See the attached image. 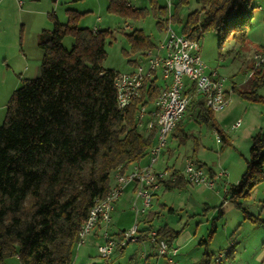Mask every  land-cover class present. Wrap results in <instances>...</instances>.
I'll return each mask as SVG.
<instances>
[{
    "label": "trees",
    "instance_id": "16d2710c",
    "mask_svg": "<svg viewBox=\"0 0 264 264\" xmlns=\"http://www.w3.org/2000/svg\"><path fill=\"white\" fill-rule=\"evenodd\" d=\"M254 1L195 0L200 8L189 14L181 34L200 40L213 30L220 44L230 39L243 44L254 27ZM188 2L180 0L179 5ZM107 10L121 17L144 12L132 9L129 0H109ZM161 11L167 14L166 8ZM80 15L69 10L66 23L50 15L52 29L38 38L43 51L41 74L23 79L6 105L0 124V264L14 255L20 264H71L81 225L89 218L94 201L110 189L112 173L127 172L128 165L146 157L157 142L159 126L148 128L151 111L147 110L146 134L139 131L138 116L144 106L155 102L162 86L157 80L147 82L142 96L120 109L115 84L119 73L103 66L108 32L79 27ZM176 18L178 12L168 21ZM67 36L74 40L70 49L64 46ZM129 38L135 50L152 48L141 30ZM251 80L250 90L233 87L231 91L261 102L258 91L264 85V64L255 68ZM191 92L186 97L192 99L187 110L192 107L195 119L216 132L224 149L230 141L215 112L205 106L202 96L191 98L194 86ZM181 123L174 136L180 131L187 139L190 134L183 132ZM263 151L264 134H258L253 137L246 172L225 194V201L255 222L260 219L252 217L240 200L264 182ZM165 183L166 190L189 184L179 175L175 182ZM157 233L170 246L179 237V232L167 226ZM144 237L140 242L148 241L147 234Z\"/></svg>",
    "mask_w": 264,
    "mask_h": 264
},
{
    "label": "rangeland",
    "instance_id": "374dc122",
    "mask_svg": "<svg viewBox=\"0 0 264 264\" xmlns=\"http://www.w3.org/2000/svg\"><path fill=\"white\" fill-rule=\"evenodd\" d=\"M179 2L180 0H146V4H142V2L136 4L140 8L146 7L141 8L144 10L141 16L121 17L109 13L107 5L105 6V15H100L96 10L97 0H80L76 2V9L81 13L77 24L81 28L90 30L100 26L101 31H107V56L103 61V66L115 70L120 75L129 74L138 65L147 67V52L149 51L147 48L141 51L135 50L129 35L136 30H141L152 45L151 49L156 53V49L167 37L166 22L171 18L172 13L178 12V18L171 21L172 28L181 33L182 26L189 14L200 8L195 0H189L188 3L181 6ZM169 4L172 7L169 8ZM19 6L22 9L26 7L23 2ZM165 8L167 14L164 16L161 10ZM255 13L254 27L249 31L247 40L243 44L234 39L220 44L219 36L213 30L206 31L200 39L203 60L208 69L217 70L218 74L224 78L226 88H231L234 85L238 91H248L252 87L251 74L256 68L254 56L264 52V17L258 6ZM99 16L106 21L99 24L97 21ZM16 17L17 15H15ZM5 23L7 25L6 33H2V29L0 30V124L5 119L6 105L13 94L12 89L21 86L26 68L25 64L20 61L21 24H17L15 21ZM73 41L71 36H67L64 46L70 49ZM3 55L10 59L9 62L5 61ZM33 73L36 75L35 77H38L41 74V65ZM157 83L163 84L160 72ZM258 94L263 98L261 102L250 101L235 92L234 101L231 103L229 101L224 110L215 112L220 128L230 141V144L226 145L224 149H221L222 144L217 141V134L212 128L193 119L191 115L187 116L193 111V108L190 107L188 111L186 110V116H183V119L184 117L186 119L183 132L190 134V137L185 139L180 131L177 132L179 136H170L167 144L178 151L177 157L170 161L169 167L175 165L180 169L179 171L183 172L187 157H193L191 158L193 160L195 157H199L207 167H211L217 172L227 171L228 176L225 181L227 186L238 183L247 169V159L250 157L253 137L264 134V85L260 87ZM194 98H197V95ZM226 99L228 101V98ZM188 100L192 99L189 97ZM238 121H240V126L233 129V125ZM139 131L146 134L144 127H140ZM186 155L187 157H185ZM159 161L154 166L155 171H159L157 170L159 165L161 166ZM207 167L205 170L208 172L209 168ZM113 180L114 173L111 175V182ZM225 182L217 181L214 189L190 185L163 190L158 194V199L153 201L155 211L160 216L155 222L156 226L158 228L167 226L171 230L179 232L178 245L180 249L176 258L178 264H262L264 262V213L261 219L257 218L262 205H264L263 202L261 204L258 201V199H264V182L257 186L259 191L255 206L250 208L251 202L248 198L240 200L245 203L244 207L248 209V212L255 215L253 216L255 219H260L258 222H253L249 218L246 220L245 213L234 203L224 204ZM131 208L133 209V204ZM133 211V214L127 212L126 215L121 213L114 215L111 224L113 227L109 228L111 236L123 229L130 231L136 224H140V216L136 215L134 209ZM100 236L93 238L88 235L83 245L77 244L73 249L71 264H111L99 254ZM232 243L235 246L233 251L235 257L232 261L226 257H218ZM5 263L20 264L18 255L7 258Z\"/></svg>",
    "mask_w": 264,
    "mask_h": 264
},
{
    "label": "built area",
    "instance_id": "2783aa9c",
    "mask_svg": "<svg viewBox=\"0 0 264 264\" xmlns=\"http://www.w3.org/2000/svg\"><path fill=\"white\" fill-rule=\"evenodd\" d=\"M167 37L160 45L156 53L152 49L147 52L148 64L144 68L140 66V73H129L118 75L116 77V88L118 93V107L124 109L132 103V101L140 98L144 91L145 85L151 80L158 81V73L156 71V63L165 64V72H160L163 81V103L161 109H154L150 113V117L159 116L157 125L163 126V143H160L157 150H153L150 157V163L146 166H134L129 178H121V172L116 174V192L110 194V197H101L100 204L95 205L96 220L88 221V217L81 225V243H85V238L96 229L102 231L104 244L98 248L99 254L103 259L110 261L114 250L117 247H125L130 243H139L141 241L140 227L136 224L130 231L122 232L119 239H114L109 228L113 220V212L115 208H106V200L115 199V207L124 189L129 185H134V200L133 209L136 215L148 213L152 206L156 193L165 186L163 181V171H155L154 166L160 156L167 147L168 137L170 133V124L172 123V114L177 111L182 97H187L191 92L193 75L197 72H205V80L200 81V89L206 91L205 106L213 112L216 107H219V96L229 95L232 91H228L225 87V80L217 70L208 69L205 61L202 58V48L200 40L190 39L185 35L173 30L172 23L168 22ZM259 66L264 64V58H255ZM147 115V107H143V117H138L139 126L142 127ZM240 126V121L233 125V129ZM150 127V121L148 123ZM217 141L220 143V138L217 136ZM182 176L190 185L201 186L209 189H214L217 181H224L228 174L225 170H221L214 174V177L206 174L201 166L194 160L193 162H185L183 172L177 174ZM177 177L172 179L175 182ZM227 193V190L225 191ZM147 238L152 247L156 250V258L149 259L148 253L144 252L142 259L138 264H158V260L163 259L166 264H178L177 256L179 248L170 246L168 242L158 236L157 230L150 229L147 233ZM233 244L224 253L218 257H225L230 252ZM217 257V258H218Z\"/></svg>",
    "mask_w": 264,
    "mask_h": 264
},
{
    "label": "crops",
    "instance_id": "0c3cea01",
    "mask_svg": "<svg viewBox=\"0 0 264 264\" xmlns=\"http://www.w3.org/2000/svg\"><path fill=\"white\" fill-rule=\"evenodd\" d=\"M78 1H80V0H23L22 2L25 3L26 7H25V9H22L19 6L20 3H22L21 0H0V27H1L0 30L2 29V33L5 34L7 31V25L5 23L7 21H8V23L9 22L13 23L15 21L17 24H21V37H20V47H21L20 58H21V60L20 61L23 64H25V66H26L25 74L23 75L24 79L37 78V77H35L36 75H33L34 74L33 72H35V69L37 67H40V65L42 63V58H43V51L38 46V38H39V35L44 30H51L52 29L53 25H52V19L50 18V15L53 14V15L57 16L58 19L62 23H66L68 20V11L69 10L81 14L78 11V9H76L77 8L76 2H78ZM104 1H106V2L103 3V1L101 2V0H97V3H96L97 4L96 10L100 13V15H103V16L105 15L104 13H105L106 7L108 8V5H109V0H104ZM141 2H142V4H146V0H129V5L132 9L146 8V7H141V8L137 7L139 5L136 6V4L141 3ZM255 3L257 4L259 11H261L262 16L264 17V0H255L254 4ZM170 7H172V5L169 4V8ZM171 12H172V8H171ZM15 15H17L16 18H15ZM255 16H256V13H255ZM97 21L100 24V23H104V21H106V20L99 16ZM260 22L263 24V22L261 20H260ZM167 24H168V22H166V25ZM93 30H95V31L101 30V28H100V26L94 27ZM0 35H1V33H0ZM3 56H4L3 58L5 59V61L9 62L10 59L6 55H3ZM31 68H32V71H31ZM20 76H22V75L20 74ZM162 85L163 84L160 85V88ZM233 87H236V86L233 85L231 88H226V89L228 91H231V89ZM16 88L12 89L13 90L12 93L16 90ZM162 90H163V88L161 89V91ZM196 95L197 96H203L204 98H206L204 95L197 94L195 92L194 96H196ZM234 95H235V93H232L231 95H229L228 104H229V101H230V103L234 101ZM194 96H192V98H194ZM195 99H197V98H195ZM153 108H154L153 103L149 104L147 106L148 112L152 111ZM185 114H186V112H185ZM185 114H184V116H186ZM190 115L193 119H195L196 112L194 111V109L187 116H190ZM148 119H149V115H146L145 122H147ZM182 120L183 121L181 123V128H183V125L186 121L185 117ZM155 121H156L155 118L152 116L151 120H150V125L151 124L154 125V124L158 123L157 121L156 122ZM145 122L142 126L144 128H146ZM171 135L174 136V132H172L169 135L168 139L170 138ZM177 151H178L177 149H175L174 147H171L169 144H167L166 149L164 150V152L162 153V155L159 159L160 160L159 162H161V166L159 165L157 170L160 171V170L165 169L168 171L181 172V171H179L180 169L178 167H176L175 165H173L172 167H169L170 161H173L174 158L177 157ZM185 157H187V155ZM191 158H193V157H191ZM191 158L187 157V159H191ZM149 159H150V155L148 154L142 160L128 165L126 171L129 172L130 170H132L136 164H138L140 166H146L147 164H149ZM191 160L193 161V159H191ZM194 161L199 166H201L203 168V170L205 171V173L210 175V177L213 178L214 174L218 173L217 170H214L211 167H207V165H205L206 163H204V161L200 160L199 157H195ZM183 162H184V160H183ZM182 167H183V165H182ZM205 167L209 168L208 172L205 170ZM169 169H173V170H169ZM229 176L231 178V175H229ZM115 177H116V172H114V180L111 182V186H113L115 184V181H116ZM183 180H185V179L183 178ZM240 180L238 181V183L240 182ZM225 181H226V179L223 182H225ZM226 183L227 182L224 183L225 184L224 185L225 191L228 189V187L230 185L238 184V183H233V184H230L227 186ZM186 186H190V184H186L183 187H186ZM198 187H201V186H198ZM165 188L166 187L164 186L163 188H161L156 193L154 200L158 199V194L161 191L166 190ZM258 189L259 188L256 187L251 192L250 196L247 197L248 200L251 202L250 208L252 206H255V204L257 203L256 196H257V193L259 191ZM133 200H134V185L131 183L124 189L122 196L120 197L119 201L117 202L115 210L113 212V219H114V215H116V214L120 215V213H121L122 215H126L127 212H130V214H133L134 211L131 208ZM263 200L264 199H258V201L261 204H262V202L264 204ZM226 203L230 204L229 201H225V199H224V204H226ZM242 203L244 206L245 203L244 202H242ZM247 211H248V209H247ZM263 213H264V205H262L261 212L259 213V216L257 218L261 219V216ZM250 215L252 217L255 216L253 213ZM159 217H160L159 214L155 211V206H152L151 210L148 213L140 215L141 222L139 224V227H140V235L142 237H144L148 233V230H150V229H154V230L159 229L155 223L156 220L159 219ZM245 219L247 220L246 214H245ZM111 227H113V225H111ZM122 231H124V229ZM122 231L116 233L112 237L116 240L119 239ZM99 235H101L99 241L101 240L100 245H102V244H104L105 240H104V237L102 236L101 230L96 229V230H93L89 234V236L93 237V238H98ZM178 241H179V237L175 241V246H177L180 249V246L178 245ZM234 247L235 246L233 244V248ZM233 251H234V249H233ZM144 252L148 253L149 259H155L156 258V256H155L156 250L152 247V245L149 243V241L146 240L144 242H139V243H130L123 248L117 247L114 250V253L112 255L111 260L108 262L111 264H114V263H116V264H138L141 261L142 255ZM227 254L225 255V257L229 261H232V259L235 257L234 252H232L230 254V256H227ZM158 264H166V263L163 259H160V260H158ZM262 264H264V262H262Z\"/></svg>",
    "mask_w": 264,
    "mask_h": 264
},
{
    "label": "bare ground",
    "instance_id": "6f19581e",
    "mask_svg": "<svg viewBox=\"0 0 264 264\" xmlns=\"http://www.w3.org/2000/svg\"><path fill=\"white\" fill-rule=\"evenodd\" d=\"M255 58H264V55L263 54H256ZM258 67H259V63H256V68H258ZM156 71L157 72H165V64L164 63H156ZM132 73H140V66H138ZM204 80H205V72H197V75H193V82H192L191 86L195 87V92L197 94H202L206 97V91H202L200 89V81H204ZM161 103H163V90L158 95L155 102L153 103L154 109H161ZM187 105H188V99L186 97H182V100H180V105L178 106L177 111H175L172 114V123L170 124V133H172L174 131L177 124L179 122H181V120L183 119V116L187 110ZM227 105H228V101L226 99V96H219V107H216V109H214V112L224 110L227 107ZM138 117H143V108H142L141 112L139 113ZM153 117L159 123V116H153ZM152 126H153V124L150 125V127H152ZM158 126H159V129L157 132V142H156L155 146L149 152L150 157L153 153V150H157V147H159L160 143H163V134H162L163 133V126H161V125H158ZM186 162H193V161L191 159H187ZM135 166H140V165L136 164ZM132 171L127 173V174H124V173L121 174V178H129V175H131ZM175 177H177V174L175 171L165 170V172H163V181H165V182L172 181V179H174ZM115 192H116V183L113 187H111L108 190V192L106 193V195L104 197H110V194H115ZM94 204H100V198L96 199L94 201ZM106 208H115V199L106 200ZM95 220H96V212H95V205H93L90 209L88 221H95ZM79 238H80V240H79L78 245L81 243V231L79 233Z\"/></svg>",
    "mask_w": 264,
    "mask_h": 264
}]
</instances>
